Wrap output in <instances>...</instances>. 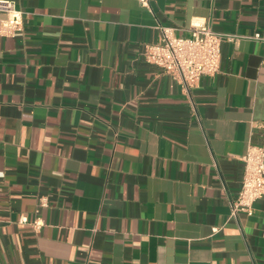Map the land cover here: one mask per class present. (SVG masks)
<instances>
[{
    "label": "crops",
    "instance_id": "crops-1",
    "mask_svg": "<svg viewBox=\"0 0 264 264\" xmlns=\"http://www.w3.org/2000/svg\"><path fill=\"white\" fill-rule=\"evenodd\" d=\"M14 1L25 29L0 33V264H264V197L231 211L242 157L264 146V0ZM196 20L238 37L186 91L141 53Z\"/></svg>",
    "mask_w": 264,
    "mask_h": 264
},
{
    "label": "built area",
    "instance_id": "built-area-1",
    "mask_svg": "<svg viewBox=\"0 0 264 264\" xmlns=\"http://www.w3.org/2000/svg\"><path fill=\"white\" fill-rule=\"evenodd\" d=\"M141 6L151 10L152 0H138ZM0 11L5 13L1 20L0 33L15 36L25 29V14L17 8L14 0H0ZM162 39L159 43H146L141 55L175 78L186 91L197 86L203 76H213L220 69L222 44L233 41L238 36L230 32L214 30L210 23L196 20L189 27V35L179 36L176 28L161 27ZM254 38L264 40L260 33ZM244 173L240 190L231 201L232 216L239 213L249 216L255 212V203L264 197V146L250 145L242 157ZM43 198L40 206H46ZM20 222L27 223L23 215ZM39 227L40 221H33Z\"/></svg>",
    "mask_w": 264,
    "mask_h": 264
}]
</instances>
